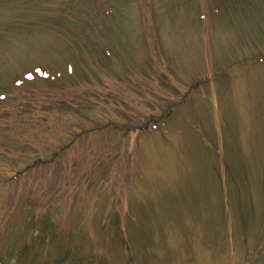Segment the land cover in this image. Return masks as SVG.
Masks as SVG:
<instances>
[{"label": "rangeland", "instance_id": "rangeland-1", "mask_svg": "<svg viewBox=\"0 0 264 264\" xmlns=\"http://www.w3.org/2000/svg\"><path fill=\"white\" fill-rule=\"evenodd\" d=\"M74 249L264 264V0H0V263Z\"/></svg>", "mask_w": 264, "mask_h": 264}, {"label": "trees", "instance_id": "trees-1", "mask_svg": "<svg viewBox=\"0 0 264 264\" xmlns=\"http://www.w3.org/2000/svg\"><path fill=\"white\" fill-rule=\"evenodd\" d=\"M45 225H48L45 223ZM50 225H52V223L50 222ZM37 239V238H36ZM50 241H54V238L51 236ZM67 257H65V253L61 251V253L59 254V257L57 258V264H61V262L59 261L60 259H64V258H68V260H65L64 262L69 263V264H93V259L90 257H84L82 255V253H77L74 249V252L72 251H68L67 252ZM14 262V261H12ZM1 264V263H0Z\"/></svg>", "mask_w": 264, "mask_h": 264}]
</instances>
